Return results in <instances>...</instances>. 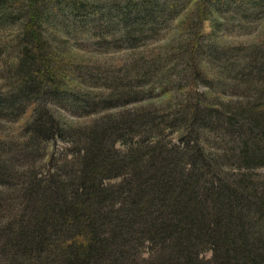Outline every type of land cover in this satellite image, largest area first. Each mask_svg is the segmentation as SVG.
Returning a JSON list of instances; mask_svg holds the SVG:
<instances>
[{"label": "trees", "instance_id": "trees-1", "mask_svg": "<svg viewBox=\"0 0 264 264\" xmlns=\"http://www.w3.org/2000/svg\"><path fill=\"white\" fill-rule=\"evenodd\" d=\"M228 14L254 20L244 49ZM0 26V122L34 111L0 139V264H264V0H0ZM78 32L145 50L89 93ZM62 102L101 116L62 120ZM56 140L71 150L45 167Z\"/></svg>", "mask_w": 264, "mask_h": 264}, {"label": "rangeland", "instance_id": "rangeland-1", "mask_svg": "<svg viewBox=\"0 0 264 264\" xmlns=\"http://www.w3.org/2000/svg\"><path fill=\"white\" fill-rule=\"evenodd\" d=\"M223 21L225 25L222 27V31L220 34V37L222 40L228 42L230 49L233 50H240L244 49L249 42H252V37L254 34V30L251 28V23L254 22V20H250V22H246L244 19H233L231 15H226L223 17ZM254 25V24H253ZM13 27L14 26H8V27H1L0 26V72L3 71V69L6 67L5 63L7 64V60H9L10 55L9 52L5 51V48L8 45H12V39L13 37ZM210 31V26L208 23L204 25V34H207ZM75 40V45L81 50L78 51L77 55L79 59L75 61L76 63L75 68L79 71L83 72H77L75 76L82 77L84 80L87 81L88 84L91 86H87V89L90 92H95L98 94H101V91H103L104 86H102V83H105L106 78L110 77L111 74H117L120 75L121 72L123 73V70L129 62L134 58L137 57L142 51L145 49V45L139 46L134 50H127L128 47L125 45L120 46L119 44L113 45L114 43L111 42L110 44H107L106 46L103 43V40L98 39L97 37L92 38L89 40L85 34H82V32H78L75 37H73ZM151 42H156L155 39H148ZM145 44V43H144ZM152 44L147 43L146 48L151 47ZM119 47V48H117ZM84 53H83V52ZM80 52V53H79ZM133 54L134 57L131 56ZM2 64V65H1ZM8 65V64H7ZM3 66V67H2ZM81 67V68H79ZM90 71V72H88ZM88 72L89 74H86ZM124 74V73H123ZM3 79H0V89L1 90H7L8 86L5 83ZM237 87V86H236ZM242 86H238V91L235 93L234 98L237 99L239 102H245L247 100L246 97V91L245 89H241ZM203 89V88H201ZM101 90V91H100ZM108 90V89H106ZM108 92V91H107ZM107 95V94H102ZM228 95H225L227 97ZM94 100V99H93ZM150 101H145L146 104L150 103L152 105H159L160 101L159 99H149ZM84 103H75V105H72L70 102H62L60 105L56 106H49L57 110L63 119L71 120L74 123L79 124H87L90 120H93L95 118L100 117L99 114H91L92 111L90 110V107H87L83 105ZM92 109L93 108H100L102 106L101 102L98 100L91 101ZM121 110V109H120ZM27 113L23 115L18 121L17 120H8V121H1L0 122V139L6 140L10 145H14L18 141H21L24 139V129L23 124L28 120L31 115L34 116L33 110H26ZM102 114V112L100 113ZM170 138L173 140V143L177 141L176 134L171 135ZM214 138V141H216L217 138ZM13 142V143H11ZM7 145L6 147H11L10 145ZM117 147L122 148L121 145H117ZM14 148V147H13ZM71 150V146L61 140H56L53 143H50L47 146V152L48 156L45 157L44 163L46 164L45 167H52L50 155L56 156V158L62 157L63 155L69 153ZM23 155V159L25 158L26 152H24V149L22 148H15L11 154L8 155V157L14 158L17 157L19 159V156ZM62 164L61 158L58 159L56 162L57 168L60 167ZM45 170V168H44ZM253 172H257V174H264V168L254 170ZM118 181H115L114 183H117ZM1 203V202H0ZM210 256L209 253H204V257L208 258Z\"/></svg>", "mask_w": 264, "mask_h": 264}]
</instances>
